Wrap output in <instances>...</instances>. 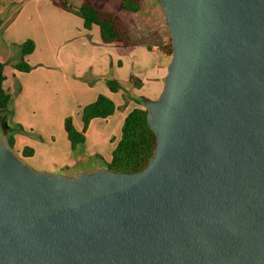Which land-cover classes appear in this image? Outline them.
Segmentation results:
<instances>
[{
  "label": "water",
  "instance_id": "95a60500",
  "mask_svg": "<svg viewBox=\"0 0 264 264\" xmlns=\"http://www.w3.org/2000/svg\"><path fill=\"white\" fill-rule=\"evenodd\" d=\"M170 32L140 171H36L0 114V264H264V0H152Z\"/></svg>",
  "mask_w": 264,
  "mask_h": 264
},
{
  "label": "crops",
  "instance_id": "0c3cea01",
  "mask_svg": "<svg viewBox=\"0 0 264 264\" xmlns=\"http://www.w3.org/2000/svg\"><path fill=\"white\" fill-rule=\"evenodd\" d=\"M136 2L138 11L130 12L121 0H0V63L11 95L13 148L17 154L32 150L24 160L34 170L70 172L66 176L73 177L84 171L87 159L97 163L94 169L105 167L102 162L111 161L124 119L139 107L136 99L160 97L170 62L162 48L170 32L159 3ZM84 4L111 15L127 31V44L104 43L97 25L86 29L74 13ZM27 41L33 50L24 61L32 69L22 72L13 65L20 60L19 46ZM7 67L11 78L5 75ZM107 80L118 82L122 90L110 91ZM100 95L113 102L115 112L90 121L83 146L72 150L65 120L83 131L82 109Z\"/></svg>",
  "mask_w": 264,
  "mask_h": 264
},
{
  "label": "trees",
  "instance_id": "16d2710c",
  "mask_svg": "<svg viewBox=\"0 0 264 264\" xmlns=\"http://www.w3.org/2000/svg\"><path fill=\"white\" fill-rule=\"evenodd\" d=\"M59 5L63 9L73 12L65 2H61ZM121 6L124 10L130 12H136L139 8L136 0H121ZM74 13L83 19L86 29H90L92 25H97L100 28L101 38L104 43L121 42L127 44V31L111 15L97 11L90 4H84ZM19 49L21 53L20 60L13 65V68L22 72H29L32 67L27 65L24 61V57L32 52L33 43L27 41L20 45ZM162 50L167 56H172L171 39ZM3 69L4 64L0 63V114L7 116V125L11 129V95L4 86L6 78L3 74ZM130 82L139 87V85L135 83L134 78H131ZM106 84L112 92L122 90V86L116 81L107 80ZM143 100H145V98L141 97L136 99V103L139 107L134 108L124 119L121 128V137L112 151L111 161L105 163V167L115 173L131 174L138 172L148 164L149 159L153 155L156 139L153 131L147 125V111L142 105ZM115 110L116 108L113 102L107 97L100 95L93 103L82 109L83 131H76L72 125L71 119L67 118L64 123V128L72 150H76L83 146L84 130L87 128L90 121L93 119H106L111 116ZM18 131L22 132V130ZM13 132L14 131H12L8 137L9 145L12 148ZM18 155L24 159L32 155V150L30 148H24L22 153Z\"/></svg>",
  "mask_w": 264,
  "mask_h": 264
},
{
  "label": "rangeland",
  "instance_id": "374dc122",
  "mask_svg": "<svg viewBox=\"0 0 264 264\" xmlns=\"http://www.w3.org/2000/svg\"><path fill=\"white\" fill-rule=\"evenodd\" d=\"M168 59H169V61H170V59H171V56H168ZM10 74H11V69H10V67H7L6 69H5V75L7 76V77H9V78H11L10 77ZM162 94V93H161ZM161 96V95H160ZM150 100V99H149ZM102 165L103 166H105V163H103L102 162ZM96 166H97V163L96 162H94L93 160H86V161H84V163H83V165L81 166V168L85 171V172H91V171H93V170H96V169H94V168H96ZM66 173V175L68 174V175H71L72 173H70V172H65ZM55 174V173H54Z\"/></svg>",
  "mask_w": 264,
  "mask_h": 264
}]
</instances>
